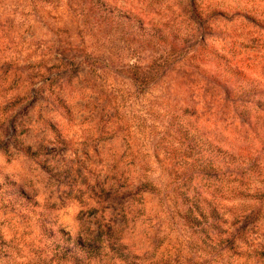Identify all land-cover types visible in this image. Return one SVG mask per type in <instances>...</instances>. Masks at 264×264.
I'll return each mask as SVG.
<instances>
[{
	"label": "rangeland",
	"instance_id": "1",
	"mask_svg": "<svg viewBox=\"0 0 264 264\" xmlns=\"http://www.w3.org/2000/svg\"><path fill=\"white\" fill-rule=\"evenodd\" d=\"M228 153L264 180V0H0L2 264L81 239L91 264H264L182 218L181 178L260 207L264 246V204L196 169Z\"/></svg>",
	"mask_w": 264,
	"mask_h": 264
},
{
	"label": "trees",
	"instance_id": "2",
	"mask_svg": "<svg viewBox=\"0 0 264 264\" xmlns=\"http://www.w3.org/2000/svg\"><path fill=\"white\" fill-rule=\"evenodd\" d=\"M218 152L223 153L221 150H216L215 156L216 154L218 155ZM198 153L200 154L201 152L198 151ZM227 156L222 154L223 163L221 164L219 161L214 160L213 156L208 155L203 158L202 163L197 164L196 169L198 168L200 173L203 174L202 177L205 176L209 181L212 178L220 181V185L216 189L220 193V198L230 201H234L237 197L253 198L255 202H259V205H263L264 180L255 179L257 182L263 183H261L262 185L252 186V182L255 181L254 179H252L253 181L251 180V172L255 168L254 164L248 166L243 160L237 161L236 155L231 153H228ZM192 168H195V166ZM187 176L188 174L183 176V178ZM189 177L191 180L193 179L191 175ZM175 183H177L178 197L189 203V205L184 207L182 218H185L194 227L201 226V223H203L205 230L203 232L209 242L206 244L210 249L208 252L214 253L218 251V254L223 255L225 251L232 250L234 255H240L243 244H245L246 248H248L247 255L251 256L252 254L254 259H264V246L262 244L260 246L255 245L253 241L249 240L248 236L251 231L247 227L248 223L258 219V214L261 211L260 207L253 208V204L241 207L236 201L228 206L224 204L225 201L223 200H221V205L216 207L212 204L214 200L212 196L214 195L208 193L207 189L204 190L202 186H186L182 178L176 180ZM145 187L152 190L155 185L153 182L146 180L141 181L137 188L138 190H143ZM206 194L209 196L207 195V197ZM238 222H243L244 224L237 227L236 224ZM102 235L110 236L111 233L105 231ZM101 246V244H91V242L81 239L76 241L74 250H70L67 249L69 248L67 245L63 247L59 243H55L53 257L56 258L57 264H67L70 260L74 261L73 264H91L95 263L93 260L97 256L96 248ZM8 248L9 246L1 240L0 235V264H2L3 256H5L3 252H6ZM79 251L83 252V255H80ZM227 261L222 260L221 264H230Z\"/></svg>",
	"mask_w": 264,
	"mask_h": 264
}]
</instances>
